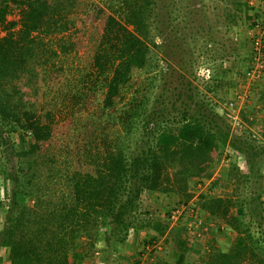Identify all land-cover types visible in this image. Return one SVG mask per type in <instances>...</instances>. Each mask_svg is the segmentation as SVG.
<instances>
[{
    "label": "trees",
    "instance_id": "1",
    "mask_svg": "<svg viewBox=\"0 0 264 264\" xmlns=\"http://www.w3.org/2000/svg\"><path fill=\"white\" fill-rule=\"evenodd\" d=\"M208 1L218 0H112L109 12L89 0H0V179L7 197L0 198V264H101L144 230L153 232L145 243L164 238L177 253L172 262L153 249L157 264H192L193 256L197 264H264V143L246 123L241 135L228 123L230 99L220 90L236 76L238 53L217 38ZM220 1L234 8L227 14L233 24L238 12L250 19L255 11L242 0ZM19 5V18L9 19ZM87 24L92 33L82 32ZM85 38L94 45L83 70L90 89H78L72 96L80 101L63 116L38 110L41 68L83 49ZM203 65L208 70L199 74ZM242 78L230 79L229 88L244 86ZM254 94L242 111L249 126L255 104L264 109V78ZM218 100H226L223 112ZM81 106L90 110L84 118ZM57 118L67 123L63 131ZM228 148L245 162L242 170L231 160L227 176L241 193L233 199L214 195V186L203 190L194 239L183 236V226L170 227V210L161 219L143 205L154 193L187 205L192 184L211 180ZM227 228L235 232L228 248L201 251L198 234L214 241ZM122 258L111 264L139 263Z\"/></svg>",
    "mask_w": 264,
    "mask_h": 264
},
{
    "label": "rangeland",
    "instance_id": "2",
    "mask_svg": "<svg viewBox=\"0 0 264 264\" xmlns=\"http://www.w3.org/2000/svg\"><path fill=\"white\" fill-rule=\"evenodd\" d=\"M90 3H98L101 6H103L105 9H107L109 12H115V6L112 5V0H89ZM119 1V0H115ZM244 2L248 3V0H242ZM254 5L257 6L255 11H250L248 14L251 15V18L248 19L247 14L244 12H238V17L237 19V24H233L232 21L229 20L227 17V14L229 11H234L233 7L228 8V4H226L223 1H208V7L206 11L207 18L215 30V32L218 31L217 38H220L221 42L225 47H236V52L238 53L236 57L232 56V60L235 63V70H236V76L234 74V77H230V79L233 80V78L236 80L242 81V77L244 76V72L247 70L250 54H251V43L249 40V25L250 21L252 20V17H254V12H257L259 14L260 19H264V4L263 0H253ZM230 5V4H229ZM22 9V5L19 6H12L11 13L9 14L10 19L13 18H18L20 16V11ZM118 14L119 13H115ZM79 18L77 19V21ZM81 22V21H80ZM79 22V25L82 24ZM90 24H87L84 31L82 32H88L92 33V28L90 27ZM81 27V25H80ZM78 28V27H77ZM6 34L5 30H1V35ZM77 37V35L75 36ZM60 37L59 36H48L44 37L46 40H50L53 42H56ZM84 47L80 51H77L76 53H70L67 56L61 55L58 59H55V63L51 62L50 64L48 63L46 66H43L40 71V76L38 75V78L36 79L37 82L41 83V90L36 94L33 95L37 97L38 102L36 105V108L41 111L43 107L46 109H52L55 111L57 114V117H59L61 114H64L66 110L70 106H73V104L76 101H80V99L75 100V98H79V96H72L78 89H84V91H88V86L91 84L90 82L87 83L85 82V78L83 75L85 66H87L88 62L91 60V55L93 54L94 50V45L92 47L90 40L88 38L83 39ZM198 45H201L198 43ZM218 48H221V44L218 46ZM92 50V51H91ZM201 61H204V58L201 59ZM206 66H201L198 73L202 74L203 72H207ZM91 76V75H90ZM227 79L228 82V89H222L220 90V96L221 98L230 99L233 96L234 90L239 89L241 85L239 82L237 83L236 88L235 87H230L229 84L231 83V80ZM230 82V83H229ZM43 85V86H42ZM90 89V88H89ZM90 92V91H89ZM88 92V93H89ZM103 91L98 92V97L100 99L103 98ZM39 94V95H38ZM91 97V96H90ZM89 97H87L88 99ZM250 98L253 100L257 99V95L251 94ZM75 100V101H74ZM225 100V101H226ZM225 101L218 100L217 104V110L219 112H223V108L225 107ZM68 103V107H64L63 104L65 105ZM255 104V103H251ZM75 105V104H74ZM256 109L252 111L251 113V119L254 118V124L250 125L246 121V127H250L252 130V137L257 136V139L255 141L258 144L264 143L263 142V134L262 132L264 131V109H262V105L260 104H255ZM77 107V106H75ZM79 107L75 108L74 110H78ZM82 110V118L85 117L88 110V107H80ZM249 108V107H248ZM222 109V110H221ZM245 109V108H244ZM243 109V110H244ZM247 110V109H246ZM247 111H251V109H248ZM60 112H62L60 114ZM68 112V111H67ZM63 116V115H61ZM79 116V115H78ZM59 119V129L63 131L64 127L67 123L63 121L61 118ZM68 122V121H67ZM242 128L239 130H234L235 133H238V135H241L242 132L244 133L247 128ZM21 133L17 134V137H21ZM251 137V138H252ZM254 138V137H253ZM227 156L226 159L221 163V165L217 168L213 178L211 180H207L204 186L202 188H197L194 189L193 185L191 186V189L195 192V196L193 199L187 204H181L179 203L180 199L178 196H168L162 193H154L152 195L145 194L143 196V205L152 212L154 216H157L161 219H165L167 215L169 214V210H172L178 206L184 207L183 211V218H187L188 216L194 214L193 220L188 221V222H183L177 219H174L171 221L170 219V227H180L183 226L185 228L186 232L183 235L186 238L194 239L196 230L201 222L202 219H200V214H199V195L204 193L206 190H210V187L214 186L213 189V194L214 195H223V196H228L233 199H237V196L240 195L241 190L238 188H235V183L227 181V176L229 173V167H230V161L234 160L237 161L239 167L242 170H245V162L242 156L238 154L237 151H234L233 149L228 148L227 150ZM262 174L264 176V167L262 168ZM3 179H0V198H7L6 197V184L4 183ZM213 183L216 184L213 185ZM262 183L264 185V178L262 180ZM212 184V185H211ZM2 187V188H1ZM204 190V191H203ZM198 211V212H197ZM232 211H240L241 213H244V208H238L237 206L232 207ZM3 213L0 212V218ZM246 215V213H245ZM248 217H246L247 219ZM215 232V231H214ZM153 236V232L149 230H144L141 231V233L137 237H133L130 241V246L128 249L124 250V252L121 253L118 251H114V253L109 254L107 253V260L105 262H100L101 264H111L114 263L113 260L115 258H119L120 256H123V262H125L126 259L129 260H139L138 264H157L156 263V257L153 256L150 252L148 251H143L145 250L147 243L146 241L150 240L151 237ZM197 237H200V239L197 241L198 244H200V248H202L201 251H206L212 252V250L215 247L226 249L228 248L232 241L234 240L235 237V232L231 229H225L224 231L221 232H215V240L211 241L209 240L208 234H203V235H197ZM160 243L162 244L161 249H159V257L167 258L171 260L172 262L175 261L176 252L174 251L172 247L171 241L166 242L164 241V238H161ZM164 244V245H163ZM202 246V247H201ZM105 245L100 244L98 248L100 251H102ZM199 247V245H198ZM113 251V250H112ZM157 254V255H158ZM198 256H193L192 260H194V263L192 264H197L195 260H197ZM126 263V262H125ZM124 264V263H120ZM130 264V263H126Z\"/></svg>",
    "mask_w": 264,
    "mask_h": 264
},
{
    "label": "built area",
    "instance_id": "3",
    "mask_svg": "<svg viewBox=\"0 0 264 264\" xmlns=\"http://www.w3.org/2000/svg\"><path fill=\"white\" fill-rule=\"evenodd\" d=\"M248 4L250 7L257 8L253 0H248ZM248 32L251 43V54L248 68L244 72L246 84L233 92V96L227 104L229 111L227 120L233 130L244 126L245 122L242 118V111L247 103L250 102L254 86L264 78V19L253 17L250 21ZM183 211L184 207L181 206L170 210L171 221L174 219L179 220L183 215ZM161 247L162 244L158 242L155 245L147 244L146 249L148 252H152L153 249L159 250Z\"/></svg>",
    "mask_w": 264,
    "mask_h": 264
},
{
    "label": "crops",
    "instance_id": "4",
    "mask_svg": "<svg viewBox=\"0 0 264 264\" xmlns=\"http://www.w3.org/2000/svg\"><path fill=\"white\" fill-rule=\"evenodd\" d=\"M2 264H10L7 259L5 258V261Z\"/></svg>",
    "mask_w": 264,
    "mask_h": 264
}]
</instances>
